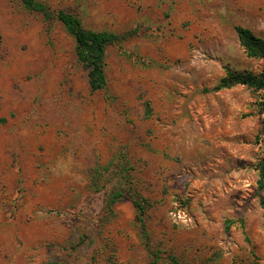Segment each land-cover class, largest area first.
<instances>
[{
	"label": "rangeland",
	"instance_id": "obj_1",
	"mask_svg": "<svg viewBox=\"0 0 264 264\" xmlns=\"http://www.w3.org/2000/svg\"><path fill=\"white\" fill-rule=\"evenodd\" d=\"M40 1L137 30L92 90L55 17L0 0V264H264V88L212 90L260 70L234 26L264 37V0Z\"/></svg>",
	"mask_w": 264,
	"mask_h": 264
},
{
	"label": "trees",
	"instance_id": "obj_2",
	"mask_svg": "<svg viewBox=\"0 0 264 264\" xmlns=\"http://www.w3.org/2000/svg\"><path fill=\"white\" fill-rule=\"evenodd\" d=\"M28 10L40 12L44 19L55 17L64 29L73 37L75 43V55L79 62L87 67V81L92 90H98L105 86V51L111 44L120 45L121 41L136 32V28L126 32H114L106 29H90L85 27L80 18L73 12L63 8L52 10L40 0H20ZM238 43L247 57L263 60L258 72L250 69H234L224 65V74L213 86L212 90H221L235 85H245L253 90L264 88V37L255 34L249 27L243 25L234 26ZM262 105L264 103L262 102ZM260 186H263L260 183ZM123 195L121 190H114L109 203L118 200ZM132 203L136 210L138 224L145 232V208L148 205L146 199L139 193H131ZM264 210V201H261ZM168 258L172 264H189L179 259L174 254ZM155 261V260H154Z\"/></svg>",
	"mask_w": 264,
	"mask_h": 264
}]
</instances>
